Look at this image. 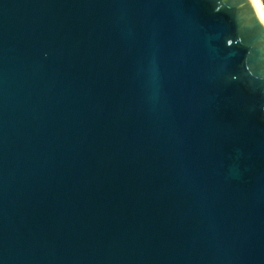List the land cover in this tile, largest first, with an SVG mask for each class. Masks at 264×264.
<instances>
[{
    "label": "water",
    "instance_id": "obj_1",
    "mask_svg": "<svg viewBox=\"0 0 264 264\" xmlns=\"http://www.w3.org/2000/svg\"><path fill=\"white\" fill-rule=\"evenodd\" d=\"M0 264H264L249 0H0Z\"/></svg>",
    "mask_w": 264,
    "mask_h": 264
},
{
    "label": "bare ground",
    "instance_id": "obj_2",
    "mask_svg": "<svg viewBox=\"0 0 264 264\" xmlns=\"http://www.w3.org/2000/svg\"><path fill=\"white\" fill-rule=\"evenodd\" d=\"M258 19L260 22L264 25V10L263 5L261 4V1L259 0H249Z\"/></svg>",
    "mask_w": 264,
    "mask_h": 264
},
{
    "label": "rangeland",
    "instance_id": "obj_3",
    "mask_svg": "<svg viewBox=\"0 0 264 264\" xmlns=\"http://www.w3.org/2000/svg\"><path fill=\"white\" fill-rule=\"evenodd\" d=\"M261 1V4L263 5V10H264V0H259Z\"/></svg>",
    "mask_w": 264,
    "mask_h": 264
}]
</instances>
